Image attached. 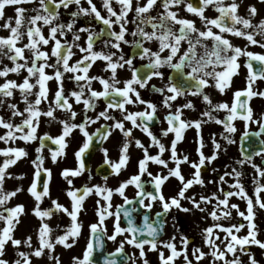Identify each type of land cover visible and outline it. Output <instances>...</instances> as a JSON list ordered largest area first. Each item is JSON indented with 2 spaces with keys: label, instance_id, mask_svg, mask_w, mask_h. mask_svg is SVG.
Returning a JSON list of instances; mask_svg holds the SVG:
<instances>
[{
  "label": "snow or ice",
  "instance_id": "snow-or-ice-1",
  "mask_svg": "<svg viewBox=\"0 0 264 264\" xmlns=\"http://www.w3.org/2000/svg\"><path fill=\"white\" fill-rule=\"evenodd\" d=\"M99 3L98 7L94 0H0V129L4 130L0 142L9 145L0 148V156L4 157L0 164V222H3L0 264H34L35 259L45 256L49 262L62 264L55 254L56 247L70 249L82 235L84 225L78 217L85 199L93 193L100 197L95 209L98 220L88 225L89 239L82 258L74 256L73 264H98L94 256L97 249L103 264H149L148 252L158 253L159 264H178L181 258L183 264H204L206 259L208 264H261L252 249L255 246L264 253V240L259 238L261 229L256 222L257 209L264 210V115L255 119L249 106L252 97H264V92L253 90L256 81L264 79V53L249 50L250 46L264 49V17L256 20L260 9L256 4H248L245 14H241L243 0H99ZM259 4L264 5V0H259ZM9 7L13 9L12 15L6 11ZM209 10L213 15L207 14ZM229 35L244 39L246 44L234 45ZM125 47L130 51L125 52ZM241 57L245 58L243 67L247 69L246 88L236 90L231 103L214 102L210 90L226 94L231 89L233 77L241 69ZM254 62L259 67H254ZM94 66L100 68L99 74H92ZM124 72L129 75L122 77ZM13 75L17 78H11ZM154 80L160 83H153ZM50 82H55L54 91ZM68 82L74 86L66 87ZM94 83L101 87L97 89ZM144 93L149 94L148 98ZM189 97L203 105L199 118H185L186 110L197 111ZM101 100L104 106L98 110ZM77 106H82L79 111ZM221 112L226 113L223 119L219 117ZM237 119L245 122V131L240 138V157L234 161L236 166L226 165L231 171L225 170L218 181H207L217 183V190L211 194L191 192L195 186H206L202 170H208L207 166L221 152L227 153L228 145L236 143L233 134L237 128L233 122ZM100 121L103 123L90 132L89 126ZM213 122L223 126L219 136L225 144L213 133L212 154L205 155L202 127ZM42 123L48 126L58 123L60 134H39ZM250 123L257 124L259 131L251 133ZM157 124L159 135L153 131ZM193 127L197 130L198 160H190L188 154L178 152L185 131ZM136 129L149 138L147 146L134 135ZM75 130L84 137L74 153L77 166L61 172L69 186L66 195L70 208L52 199L51 206L42 210L40 202L45 197L51 198L52 178L51 170L44 167L43 150L48 147L51 160L56 162L65 155ZM116 131L123 140L118 157L112 159L109 149L102 145ZM170 134L173 138L166 147L162 140ZM251 136L261 139L259 147L249 151L245 142ZM17 141L25 145L39 141L36 158L31 161L33 180L27 189L37 202L32 211L40 221L35 245L31 235L25 239L14 235L21 216L26 214L25 206H9V202L23 187L14 190L5 187L6 179H23L8 171L29 155L25 147L13 146ZM94 141L101 145L104 157L101 168L107 166L109 172L102 176L103 184L89 186L93 177L86 168L85 156L96 147ZM49 142L58 147H50ZM133 144L142 153L137 160V172L115 188L108 186L109 176H119L128 168ZM152 148L158 152L151 154ZM256 157H260L259 163ZM150 163L161 170L154 174L149 170ZM183 165L193 170L190 176L183 174ZM246 165L253 170L252 194L243 181ZM85 171L89 172V183L75 188L73 180ZM211 172L218 173L219 169L213 167ZM42 173L47 174V180L42 179ZM145 175L151 179H142ZM226 177L234 182L228 183ZM170 178L179 182V188L175 195L166 196L163 189ZM129 186L136 190L132 198L126 194ZM114 194L123 203L113 211ZM234 197L245 202V210L231 203ZM156 205L159 210L153 216ZM173 209L191 214L198 211L204 214L205 221L211 218L212 224L199 233L202 246L183 232L179 235V248L176 234L162 239L167 235L168 217ZM233 211L242 222H232ZM61 213L70 217V224L51 227L47 221ZM109 217L113 218L111 234L105 225ZM175 225L173 216L172 227ZM244 229L246 234L241 235ZM58 231L63 234L54 235ZM121 236L123 239L118 241ZM106 241H118V246L105 255ZM126 245L137 249L138 256L135 252L128 254ZM9 247L12 258L8 256Z\"/></svg>",
  "mask_w": 264,
  "mask_h": 264
},
{
  "label": "flooded vegetation",
  "instance_id": "flooded-vegetation-1",
  "mask_svg": "<svg viewBox=\"0 0 264 264\" xmlns=\"http://www.w3.org/2000/svg\"><path fill=\"white\" fill-rule=\"evenodd\" d=\"M94 2L97 3V6H100L99 0H94ZM239 2V0H238ZM248 4H256L257 7L260 9V16H258L256 18V20H259L261 17H264V5H260L259 4V0H243V4L242 7L240 9V13L241 14H245V10ZM26 7H29L28 5H25ZM87 6V5H85ZM73 10L75 8V6H72ZM7 13L9 15L13 14V9L12 8H8L6 9ZM208 15H213L212 11L209 10L207 12ZM181 15L183 16H188L191 19H196V17L190 16L188 13L186 12H181ZM65 19H67V17L65 16ZM80 23H83V20L80 21ZM197 24L199 25V20L197 19ZM100 25H97V28H99ZM45 32H47V29H45ZM2 34H6V33H2ZM229 39L232 40V42L234 43V45L236 46H240V47H244V45L246 44V41L242 38H237V37H232L229 35L228 37ZM249 50L253 51V52H257V53H264V49L259 48L258 46H250ZM130 49L125 47V52H129ZM77 56H79V53H77ZM244 57L240 58V63H241V69L239 71V74L237 76L233 77V84L230 90H228L226 92V94H220L218 91L215 90H210L211 91V95L213 97L214 102H218V101H228L229 103L232 102L233 100V93L236 90H242L244 88H246V76H247V69L245 67H243L244 64ZM254 67H259V64L254 62ZM100 73V68L98 66H94L92 69V74H99ZM127 75H129L128 73L124 72L121 73L122 77H126ZM11 78H17L14 75L11 76ZM153 83L159 84L160 82L158 80H154ZM74 85L71 84V82L66 83V87L71 88ZM50 87L52 88V90H55V82H50ZM94 87H96L97 89H99L101 86L98 83H94ZM254 91H261L264 92V79H258L256 81V84L253 87ZM145 97L148 98V93H144ZM16 99L19 100V95L17 94ZM189 99H193L194 103L196 104V108L197 111H188L186 110L185 113V118H191V119H196L199 118V112L203 110V105L200 103V101L198 99H194L192 97H189ZM242 99H246V97H242ZM104 104L103 101L101 100L99 102V107L98 110H101L103 108ZM249 106L253 109V113H254V118L255 119H259L261 118L262 115H264V97H260V96H254L252 97V99L249 101ZM21 109L23 108V104H20ZM82 106H77V111L80 110ZM161 114V118H162ZM226 115V113L221 112L219 113V117L221 119L224 118V116ZM79 120V118H78ZM18 122V121H17ZM103 123V121L98 122L96 125H91L89 126V131H95L96 127H99V124ZM237 128V132L235 134H233V138L236 140V143L233 145H228V151L227 153L221 152L218 159L216 161H213L211 165H208L207 168L208 170H202V176L206 181V186L201 188L200 186H195L191 192H195V193H203L205 195L207 194H211L212 192L217 190V183H207V181L209 180H215L218 181V176L222 175L223 172L225 170L227 171H231V167H235V159L240 157V138L243 134V132L245 131V122L237 119L233 122ZM129 127L131 126L130 124L128 125ZM167 125L165 124L164 127H166ZM159 128L160 125H154L153 127V131L159 135ZM248 130L251 133L257 132L259 131V127L257 124L255 123H250L248 125ZM223 131V126L222 125H218L216 123H209L206 124L202 127V135L204 137V141H205V148L203 149L205 152V155H211L212 151H213V146L211 143V135L213 133L216 134L217 136V140L224 145L225 141H223L220 136L219 133ZM4 130L0 129V134H3ZM45 132L50 133L53 136H56L58 134H60L61 132V126L58 123H54L51 126H48L44 123L41 124L40 129L38 130L39 134H43ZM134 135L139 138L146 146L150 143L149 138L143 134L142 132H140L139 129L134 130ZM185 139L184 141H182L180 144H178V152L181 153H186L189 155L190 160H198V154L196 152V148H197V144H196V139H197V130L193 127V128H189L185 131ZM173 138V135L170 134L169 137L164 138L162 140L163 143H165L166 147L169 145L171 139ZM259 139H261V137H255V136H251L250 139L248 141L245 142V147L248 148L249 151H251L253 148L259 147L258 141ZM84 137L82 136V134L78 131L75 130L73 133V136L69 139V146L65 149V155L63 157H58L56 162H53L51 160V155L50 152L48 150V147H45V149L43 150V155L45 157L44 160V167L48 168L51 170L52 173V178L51 181L49 182V189H50V197H45L43 199L42 202H40V206L41 209H46L48 207L51 206V200L52 199H57L58 202L64 204L66 207L70 208V198L66 195V189H68V185L67 182L65 181V179L62 177L61 172L63 171V169L65 168H75L77 166V161L75 159L74 153L75 151L78 150V148L81 146V144L83 143ZM123 137L122 134L119 133V131H116L113 133V136L105 141L103 143V147H106L109 149V155L112 159H116L119 155V147L122 143ZM94 143L96 144V147L93 149H90L89 152L86 154L85 156V164H86V168L91 170V175L93 177L92 181L89 183L88 181V176H89V172L85 171L80 177H77L73 180V186L75 188H81L83 187L86 183H89V186H91L92 184H103V179L102 176L108 174L109 169L107 166H104L103 168H101V165H103V154L100 151V143L98 141H94ZM8 145H5L3 142H0V148H4L7 147ZM16 146H21V147H25L26 150L28 151L29 155L26 158H22L21 160H19L17 162L16 165L11 166L9 168V172H11L14 176H23V179H6V184L5 187L8 190H14L16 187L18 186H22L23 187V191L18 193L17 196L15 198H13L10 202H9V206H15L16 204H23L25 206V213L24 215L21 216V223L17 226L14 235L16 238H20V239H25L27 238L29 234H31L32 239H33V243L35 245L36 243V229L38 228L40 221L39 219L33 214V208L36 205V201L34 199V197L27 191V189L29 188L32 180H33V174H34V166L32 165L31 161L33 159L36 158L37 153L35 152V149L39 146V141H34L31 144L25 145L23 142H16ZM49 146L52 148H56L58 147L57 145H52L49 142ZM156 152H158V149L156 148H152L150 149V153L151 154H156ZM130 155H131V161L129 163V166L126 170H122L121 174L119 176H109L108 179V186L115 188L119 185V183L128 178L131 174H134L137 172V160L139 158H141L142 153L139 149H137L135 147V145L133 144L130 148ZM169 157V153H165L164 158H168ZM4 157L0 156V164H2ZM256 162L259 163L260 161V157H256L255 158ZM226 165H230L231 167H227L226 169ZM217 168L219 169L218 173H212L211 172V168ZM246 168V175L243 178V181L246 184V188H248L250 194H252V173L253 170L249 167V166H245ZM149 170L152 171L154 174L159 172L160 166H157L155 164H151L149 165ZM193 170L190 168V166L188 165H183L182 166V172L185 176H190V173ZM42 179L43 180H47V174L42 173ZM142 179L144 180H150V177H147V175H145V177H143ZM228 183H232L234 182L232 180V178L230 177H226L225 178ZM225 189L227 190L228 188V184H224ZM179 188V182L174 179V178H170L168 182H166L165 186H164V193L166 196H170V195H175L177 190ZM38 190L42 191V187L38 185ZM135 188L134 186H129L128 189H126V194L129 196V198H132L135 195ZM264 195V194H262ZM97 199H100V197H98L95 193L91 194L89 197H87L84 201V208L81 210L80 216L78 217V219L80 221L83 222V229H82V235L77 239V242L73 245L72 248L68 249L65 248L62 245H57L56 250H55V254L60 256V259L63 263L69 262L70 264H73V257L74 256H78L82 258L84 249L86 247V243L89 239V227L88 225L90 223H94L97 222L98 220V216L96 214V201ZM101 203L103 204L104 201L101 200ZM112 203H113V211L115 210V206L118 204L123 203V200L121 197H119L118 194H114L113 198H112ZM182 203H184L187 206L188 202L187 201H182ZM231 203H236L240 206L241 210H245L246 208V204L244 201H241L238 197H234L231 199ZM211 205L209 206V209H211ZM159 210V205H156L153 209V216L155 214L156 211ZM258 214L261 212L260 209H258ZM203 215L202 213L196 211L194 214L191 213H184V212H180L177 211L175 209H173L172 213L169 215L168 217V226L166 228V233L167 235L163 236L162 239H169L173 234L177 235V244H178V248H179V235L180 232H183L184 234L188 235L190 239H194V242L196 245H201L203 244L201 238H200V231L201 229L210 226L212 224V220L209 217L206 221L203 219ZM175 216L176 217V225L175 228L172 227V217ZM233 217H237L235 211H233ZM238 220H241L242 222V218H239ZM51 227L55 228V226L59 223L63 226H68L70 224V217H68L66 214H59V215H54L50 220L47 221ZM227 221H225V224L227 226ZM105 225L108 228V233L111 234L112 232V226H113V218L109 217L106 221H105ZM3 226V222H0V227ZM122 226H123V219H122ZM179 230V231H177ZM58 234H63L62 231H58L57 233H54V235H58ZM241 235L246 234V229L241 230ZM223 235V234H221ZM27 236V237H24ZM24 237V238H23ZM120 239H123V237H119L118 241ZM118 241L117 242H112V241H106V249L107 252H111L114 251L115 248L118 246ZM71 242V240H70ZM134 248L131 246L126 245V252L128 254H131L134 252ZM204 251H208L207 247H204L203 249ZM254 252H256L257 254V259L261 260V264H264V253H262L258 248H256L255 246L252 249ZM78 254V255H77ZM167 254V253H166ZM8 256L9 258L13 257V251L11 249V247H9L8 249ZM147 258L149 260V264H159V260H158V253L156 252H148L147 253ZM42 259H47V256H45ZM247 258L245 257V260ZM38 260V259H37ZM54 264L53 262H49ZM178 264H183L182 262V258L180 260H178ZM204 264H208V260L206 259L204 261Z\"/></svg>",
  "mask_w": 264,
  "mask_h": 264
},
{
  "label": "rangeland",
  "instance_id": "rangeland-1",
  "mask_svg": "<svg viewBox=\"0 0 264 264\" xmlns=\"http://www.w3.org/2000/svg\"><path fill=\"white\" fill-rule=\"evenodd\" d=\"M0 82H2V81H0ZM13 146H16V144L13 145ZM257 211H258V209H257ZM238 219H239V217H234V219L232 220V222L235 223V222H237ZM256 222H257L258 227L261 229L259 238L262 239V240H264V210H261V212L259 214L257 212ZM29 235H31V234H29ZM29 235H27V236H29ZM27 236H24V237H27ZM24 250H27V249L25 248ZM134 252L138 256V250L135 249ZM263 257H264V255H263ZM47 263H48V261L46 259H38V260L35 259L34 260V264H47ZM49 264H52V263H49ZM63 264H66V263H63ZM67 264H70V263L67 262Z\"/></svg>",
  "mask_w": 264,
  "mask_h": 264
},
{
  "label": "water",
  "instance_id": "water-1",
  "mask_svg": "<svg viewBox=\"0 0 264 264\" xmlns=\"http://www.w3.org/2000/svg\"><path fill=\"white\" fill-rule=\"evenodd\" d=\"M100 250L99 249H97V251H96V253H94V256L97 258V260H98V263H101V264H103V258H102V256H100ZM104 254H105V252H104ZM106 255V254H105Z\"/></svg>",
  "mask_w": 264,
  "mask_h": 264
}]
</instances>
